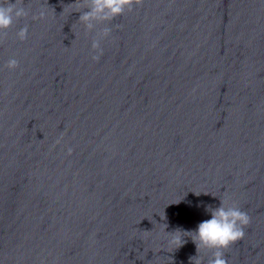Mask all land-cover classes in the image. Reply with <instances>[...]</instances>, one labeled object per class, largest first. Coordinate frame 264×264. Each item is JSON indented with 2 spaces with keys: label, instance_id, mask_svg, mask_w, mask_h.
<instances>
[{
  "label": "clouds",
  "instance_id": "obj_1",
  "mask_svg": "<svg viewBox=\"0 0 264 264\" xmlns=\"http://www.w3.org/2000/svg\"><path fill=\"white\" fill-rule=\"evenodd\" d=\"M81 7L85 10L80 12L79 21L82 22L88 31L96 28L97 24L111 21L117 16H121L126 10H131L134 4L141 0H80ZM19 5V6H18ZM27 9L23 6V0H10L6 4L0 3V36L7 35L14 20L28 16ZM41 12L39 17H43ZM38 18L34 16L33 19ZM111 29L105 27L97 34V38L92 41V49L96 53L92 56L93 60H98L103 50L100 47V41L110 35ZM28 28L24 26L17 32V38L21 41L27 39ZM19 62L15 59H9L7 67L16 69ZM71 151V149H69ZM218 208L208 210L211 212V219L199 223L194 232L193 242L196 245L197 252L200 249H208L213 252V258L208 264H227L224 256L225 250L244 237V228L250 223L248 214L238 206H225L224 201L220 200ZM172 243L182 245L180 237L174 236Z\"/></svg>",
  "mask_w": 264,
  "mask_h": 264
}]
</instances>
